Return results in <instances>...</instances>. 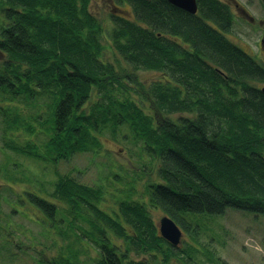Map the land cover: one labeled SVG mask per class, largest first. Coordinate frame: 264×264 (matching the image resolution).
<instances>
[{"label":"trees","instance_id":"1","mask_svg":"<svg viewBox=\"0 0 264 264\" xmlns=\"http://www.w3.org/2000/svg\"><path fill=\"white\" fill-rule=\"evenodd\" d=\"M117 2L131 10L113 4L104 18L92 0H0L3 145L32 155L43 142L64 161L98 151L103 134L118 137L125 126L150 166L143 190L132 186L112 213L99 205L102 185L59 174L47 213L54 227L68 224L58 231L71 242L39 249L41 264H83L74 245L83 237L99 264L190 263L196 246L168 241L152 207L182 230L191 212L264 213V63L225 35L230 5L197 0L191 13L169 0Z\"/></svg>","mask_w":264,"mask_h":264},{"label":"rangeland","instance_id":"2","mask_svg":"<svg viewBox=\"0 0 264 264\" xmlns=\"http://www.w3.org/2000/svg\"><path fill=\"white\" fill-rule=\"evenodd\" d=\"M223 1L230 5L235 14L233 26L231 30L225 32V35L234 41L236 45L238 44L245 48L264 63V46L260 43L261 36L264 35V1L238 0L254 16V23L237 11L233 0ZM113 4H118L124 9L131 10L129 3H118L117 0H92L91 9L95 13L99 12L100 16L104 18H111L109 14L112 11ZM141 74L143 77L157 75L152 70H143ZM258 84L262 86L264 82ZM41 129L43 130V128ZM127 131L128 128L123 126L122 134L118 137L103 134L101 147L98 151H79L73 153L69 160L55 161L49 151L45 150L43 142L39 141L35 149L36 153H32V155L15 153L3 145L4 140L0 129V162L9 161L18 167L20 190L25 189V187L31 188L32 180L36 182V180L42 181L43 178H50L52 183L54 179L59 177V174L64 173L72 174L86 184L102 185L105 193L99 205L112 213L114 208H118L114 200L126 196L129 197L128 190H132V186H136L135 189L137 191L143 190L146 179V174L144 173L146 172L142 171V167L144 165L150 167L145 164V161H148L147 155H144L143 159L140 158L138 148L133 145L129 137L123 134V132ZM42 137L46 138L41 131L36 135L35 140L37 141ZM29 138L34 139L33 136ZM18 140L21 143L24 142L23 137ZM39 153L42 155L39 156ZM43 155L46 157H43ZM35 182L33 184L37 188L38 184H35ZM53 187L54 185L51 184V190ZM14 193L16 195L18 190L16 189ZM134 196L138 197L139 195ZM18 197L20 212H14V215H11L13 225L10 226L9 233L14 244L8 242V249L5 248V252L2 250L0 264H41L42 258L38 257L39 255L37 254L39 249L44 246L47 247L51 243L62 242V238L65 245L71 242L67 237H62L63 235L59 234L58 231L61 229L64 231L68 224L66 225L62 221L60 229L57 226H50L48 229L47 227L45 228L46 232L42 225L31 221L25 216L24 195L19 194ZM12 198L15 199V196ZM5 208L7 210L10 209L6 205ZM151 213L152 220L157 224L160 222V218L167 214V212L158 207H152ZM189 216L186 223L190 228L183 230L184 234L181 244L184 248L190 242L198 250L190 263L175 260V264H220L221 261H227L230 264H264V213L257 214L256 212L227 208L222 213L191 212ZM80 223L83 226H89L85 220ZM178 223L180 226L182 225L181 222ZM14 225L19 228L15 230ZM3 232L5 231L3 230ZM70 237L72 238V236ZM38 240L44 242L39 243ZM120 241L117 240V242ZM29 243L34 244L32 246L33 249L26 247ZM79 243L74 245L78 249L83 248V254H80L84 260L83 264H97V251H95L94 245L89 244L90 242L86 237H83ZM208 254L214 260L208 259ZM133 256L135 258L141 257L137 254Z\"/></svg>","mask_w":264,"mask_h":264},{"label":"flooded vegetation","instance_id":"3","mask_svg":"<svg viewBox=\"0 0 264 264\" xmlns=\"http://www.w3.org/2000/svg\"><path fill=\"white\" fill-rule=\"evenodd\" d=\"M236 1L233 0L234 5L236 6ZM239 2V1H238ZM239 6L245 7L241 2H239ZM240 7L236 6L237 11L246 19H248L245 14H243L240 10ZM246 8V7H245ZM248 10V9H247ZM250 20V19H249ZM255 19L250 20V22L254 23ZM260 43L262 46H264V35L261 36ZM264 52V50H263ZM19 172L18 167L13 163H6V162H0V256L3 253L2 250L8 249L7 243L11 242L14 244L12 236L9 235L10 233V226L13 225L12 223V214L14 215V212H20L19 207V194L24 195V211L27 212L25 216H27L31 221H34L35 223L42 225L43 228L47 229L50 226H55L54 218L50 216V214L47 213V210L49 208V203H53L55 201V198L50 193V184L51 180L50 178H43L42 181L32 180L30 187L20 190V184L18 181ZM38 184V187H34V183ZM29 186V185H28ZM18 190V193L14 195L15 190ZM22 192H20V191ZM15 196V199L12 198ZM6 206H9L10 209L7 210L5 208ZM61 222H59L60 226ZM157 227L160 230L159 223L157 224ZM19 227L17 225H14V229H18ZM3 230L5 232H3ZM5 233V234H4ZM38 242H40L38 240ZM181 244V243H180ZM17 245V244H16ZM33 243H29L28 248L32 247ZM5 252V251H4ZM129 259V258H128ZM126 259V260H128ZM143 259V258H138ZM99 264V263H97Z\"/></svg>","mask_w":264,"mask_h":264},{"label":"water","instance_id":"4","mask_svg":"<svg viewBox=\"0 0 264 264\" xmlns=\"http://www.w3.org/2000/svg\"><path fill=\"white\" fill-rule=\"evenodd\" d=\"M170 2L178 7H181L191 13H195L198 10L197 0H169ZM264 1V0H263ZM239 2L236 1V6H239ZM116 11L117 9H113ZM240 10L248 19L253 20L254 16L243 6L240 7ZM264 91V85L260 88ZM160 232L161 234L170 241L173 245H179L182 242L183 230L178 222L173 219L169 214H165L160 218Z\"/></svg>","mask_w":264,"mask_h":264}]
</instances>
